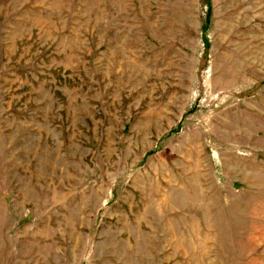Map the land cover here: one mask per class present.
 <instances>
[{
	"label": "rangeland",
	"instance_id": "374dc122",
	"mask_svg": "<svg viewBox=\"0 0 264 264\" xmlns=\"http://www.w3.org/2000/svg\"><path fill=\"white\" fill-rule=\"evenodd\" d=\"M0 264H264V0H0Z\"/></svg>",
	"mask_w": 264,
	"mask_h": 264
}]
</instances>
